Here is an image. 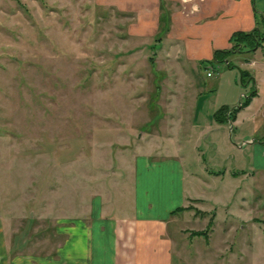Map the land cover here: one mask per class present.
<instances>
[{
	"label": "rangeland",
	"instance_id": "rangeland-1",
	"mask_svg": "<svg viewBox=\"0 0 264 264\" xmlns=\"http://www.w3.org/2000/svg\"><path fill=\"white\" fill-rule=\"evenodd\" d=\"M2 2L0 214L28 224L31 239L49 238L56 217L74 215L93 181L116 167V148L155 132L167 145L168 115L158 114L174 111L183 116L180 136L193 133L185 119L196 89L188 81L207 90L224 68L173 53L161 29L128 34L130 13L95 0H0V8ZM237 83L243 93L250 88ZM175 96L179 113L170 106ZM226 110L197 141L194 134L178 141L186 167L210 170H199L202 181L193 185L206 197L186 207L195 215L190 233L208 226L207 240L196 237L199 249L206 245V264H264V170L249 167L251 142L264 140V128L249 135V122L231 124L234 112Z\"/></svg>",
	"mask_w": 264,
	"mask_h": 264
},
{
	"label": "crops",
	"instance_id": "crops-1",
	"mask_svg": "<svg viewBox=\"0 0 264 264\" xmlns=\"http://www.w3.org/2000/svg\"><path fill=\"white\" fill-rule=\"evenodd\" d=\"M95 2L129 12L132 20L126 22V32L130 35L153 36L161 29L160 36L171 42L170 50L180 51L184 58L195 61L196 66L214 63L210 62L213 50L229 48L234 31L253 27L264 30L261 18H264V0ZM5 3L2 2L1 10ZM227 60L233 65L225 66V59L218 62L224 69L214 79L215 85L207 90L196 78L188 81L196 93L189 102L191 114L185 121L196 130L191 134L186 131L181 137L183 116L174 111L158 114L157 120L168 115L165 129L171 134L164 137L167 145L160 144L155 132L146 133L148 137L140 135L141 139L132 146L123 144L116 148L113 157L116 167L93 181L95 189L87 202L84 199L78 202L74 215L56 217L53 227L46 229L51 240L45 235L31 239L27 234L28 224L21 226L1 212L4 217L0 216V264H188L189 257L194 259L193 264H206V245L199 249L196 237L201 235L207 240L208 234L190 233L196 229L190 226L195 222L191 209L172 210L206 197L194 192L193 185L202 181L199 170L204 174L210 170L186 167L185 148L178 141L184 137L189 140L193 134L197 141L215 122V109L222 106L226 110L235 103L236 108L230 106L225 112H234L231 124L248 121L249 135L259 125L264 128V38L252 51L231 52ZM236 65L249 75L246 85L254 90L248 103L241 107H238L240 96L246 91L241 92L237 83ZM207 72L205 75L210 76ZM177 97L170 106L179 113L181 103ZM258 139L260 142L253 143V139L250 147L252 170H264V140L261 136ZM142 140L145 143H139ZM161 148L167 151L152 155ZM191 148L194 153L196 149L193 145ZM256 156L261 158L262 166L257 164ZM199 217H204L203 212ZM190 240L196 243L192 245Z\"/></svg>",
	"mask_w": 264,
	"mask_h": 264
},
{
	"label": "trees",
	"instance_id": "trees-1",
	"mask_svg": "<svg viewBox=\"0 0 264 264\" xmlns=\"http://www.w3.org/2000/svg\"><path fill=\"white\" fill-rule=\"evenodd\" d=\"M263 20L264 18L261 17ZM264 38V30L261 31V29L257 27H253L252 29L248 31H241L237 30L231 33L230 39L232 42V45L229 48L225 49H214L211 56V61L213 62H222L224 59L226 60L224 62L225 66L233 65L231 62H229L228 56L231 54V52L238 51V52H250L252 51L256 46H258L261 42V40ZM227 58V59H226ZM150 63L152 62V58L149 57ZM205 62V61H204ZM237 66V65H236ZM238 67V66H237ZM239 69V82L243 85H245L248 80L250 79L249 75L246 73V71L240 67ZM254 94V90L252 88H249L245 94L243 99L239 102V106H244L248 103L250 97ZM225 110V107H218L214 111L215 119L218 121L223 120V111ZM187 206H177L175 209L172 210H181L183 208H186ZM208 224V223H207ZM208 229V226L206 229H198L191 231L192 234H206V230Z\"/></svg>",
	"mask_w": 264,
	"mask_h": 264
},
{
	"label": "built area",
	"instance_id": "built-area-1",
	"mask_svg": "<svg viewBox=\"0 0 264 264\" xmlns=\"http://www.w3.org/2000/svg\"><path fill=\"white\" fill-rule=\"evenodd\" d=\"M209 72H207V74H208Z\"/></svg>",
	"mask_w": 264,
	"mask_h": 264
}]
</instances>
